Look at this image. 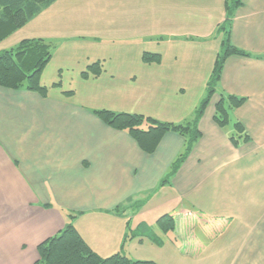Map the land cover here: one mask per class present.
Masks as SVG:
<instances>
[{"label":"crops","instance_id":"obj_1","mask_svg":"<svg viewBox=\"0 0 264 264\" xmlns=\"http://www.w3.org/2000/svg\"><path fill=\"white\" fill-rule=\"evenodd\" d=\"M120 1L127 10L136 8L133 0ZM225 3L146 0L149 19L145 26L137 25L142 16L132 17L117 7L125 24L128 20L135 23L128 26L129 34H142V42L135 46L142 48L138 62L147 88L167 89L171 81L185 86L182 80L195 79L201 83L198 100L204 98L216 57L222 51L224 35L216 26L226 18ZM195 14L208 16L207 22H176L183 15ZM108 21V30L100 20L94 27L96 32L103 38L112 36L111 41H124L115 20ZM38 36L44 35L28 37ZM230 38L250 55L226 59L216 92L198 124L201 138L176 174L165 182L172 162L184 149L183 136L169 132L155 152L146 153L128 132L108 126L94 113L102 105L75 101L64 94L62 85L51 87L46 97L28 89L0 86V264H34L38 245L68 223L76 225L90 247L103 257L124 253L128 242L138 241L134 246L138 249L147 238L161 245L155 229L149 235L127 234L131 226L124 224V219H129L127 211L132 209V219L138 220L150 204L151 193L161 188L167 197L154 204V210L170 207L176 216L174 210L179 206L178 214L197 217L184 208L185 201L206 184L217 195L211 201L210 218H200L211 224L213 264H264V0H242L234 13ZM91 39L105 43L101 37ZM184 41L211 49L191 61L177 50L169 53L170 43L177 49ZM144 51L160 53L161 61L144 62ZM100 58L89 55L88 65ZM43 84L52 86L47 81ZM222 94L246 98L240 107L230 109V122L223 127L214 119ZM181 111L162 106L160 112L181 123L189 119ZM236 121L244 125L248 140L241 138L235 143L231 139L238 136ZM141 220L135 232L144 233L149 228ZM82 222L97 227V232L82 231ZM222 234H235L233 248H216ZM194 239L202 248L197 234ZM220 256L224 258L220 260Z\"/></svg>","mask_w":264,"mask_h":264},{"label":"rangeland","instance_id":"obj_2","mask_svg":"<svg viewBox=\"0 0 264 264\" xmlns=\"http://www.w3.org/2000/svg\"><path fill=\"white\" fill-rule=\"evenodd\" d=\"M120 4V0H58L52 7L50 5V8H45L41 11L42 13L37 14L26 25L1 41L0 53L15 47L26 37L33 38L28 36L44 35L43 38L52 45L53 56L43 71L44 80H41L43 83L44 81H47L48 85L53 82L59 83L57 86L62 85L61 88L64 89V94L73 100L86 103L95 102L98 105H102V108L115 112L139 113L160 121H171L169 116H164L160 112L162 106H166L171 107L173 111L175 108L181 109V112L187 115L185 118H189L187 121L192 120L208 92L205 96H202L204 98L201 101L198 100L201 83L195 79L182 80L185 86H176L175 82L171 81L165 87L167 89L153 90L152 88H147L140 78L142 64L141 61L138 62V59L141 58L142 48L135 46L138 42H142V34H129L128 26H133L135 23L133 20H128L126 25L123 19L120 18L117 7L126 9L125 6H120ZM133 5L136 8L126 9L127 12L132 17L142 16L138 18L140 23L137 25L145 26L147 18L149 19L147 12H145L146 0H133ZM78 9L81 10L80 13H76ZM110 18L115 20L120 28L125 37L124 41L120 39H116V42L111 41L112 36L108 35L103 38L102 34L96 32L97 29L94 27L98 26L100 20L105 23L108 30V20ZM207 19L208 16L198 14L183 15L176 22L179 24L190 22L191 24L199 20L207 22ZM216 27L218 33L222 34L218 26ZM91 37H101L105 43L100 44L99 39H91ZM90 40H95L97 43ZM168 49L169 53L177 50L180 56L187 57L191 61L199 58L203 53L207 54L211 47H199L198 44L184 41L177 49L172 47V43H170ZM89 55L93 57L101 56L99 63L101 64L102 72L97 76L90 72V77L84 78L82 75L83 71L94 63L88 65ZM185 73L187 74L188 71ZM95 78L99 79L94 80ZM85 79L91 80L85 81ZM197 101H200V103ZM231 125H233L232 121ZM148 127V121H144L142 128L147 129ZM150 196H152L149 199L150 204L143 208V215L138 220H134L130 215L132 209H129L127 211L129 219H124V224L128 223L131 225L132 231L128 228L127 234H140V231L135 232L134 230L138 223L142 222V218L146 227H149V230L144 233L148 235L155 229L163 243L156 245L147 238L144 239V245L139 246L137 249L134 246H137L135 244L138 241H134L132 244L128 242L123 252L134 260H154L157 264H213L210 252L212 244L209 237L211 224L200 219L201 217L210 218V212L213 211L211 201L217 195L213 192L211 186L203 185L197 192L191 193L186 198L184 208L186 207L188 210L198 214L196 215L197 217L193 214H181V212L178 214L179 206L177 210H174L177 213L175 216V231L163 232L156 224V220L159 219L156 215L171 213L172 208L170 207H164L160 210H154L153 208L154 204L164 202L167 197V191L158 188ZM84 221L86 222L85 219ZM82 224L84 225V230L81 229V226L78 227L79 230L85 232L86 228L89 234L97 232V227L89 223L84 224L82 222ZM203 224L205 227H203ZM195 234H197L199 242L202 243V248L196 245ZM234 235L222 234L221 239L216 241V248L221 249V246L223 248H229V246L233 248ZM238 246L239 242L236 240L235 247L237 248ZM204 249L205 251H203ZM223 258L224 256L219 257L220 260Z\"/></svg>","mask_w":264,"mask_h":264},{"label":"trees","instance_id":"obj_3","mask_svg":"<svg viewBox=\"0 0 264 264\" xmlns=\"http://www.w3.org/2000/svg\"><path fill=\"white\" fill-rule=\"evenodd\" d=\"M57 0H0V42L9 37L14 31L26 25L34 16ZM242 5V0H226V18L218 29L222 31V51L217 55L212 73L208 82V94L200 103L192 120L175 123L160 121L153 117L131 112H115L107 108L95 109L94 113L108 126L128 132L146 153L157 150L163 137L169 133H177L185 138L184 149L172 162L168 175L163 182L168 181L179 170L189 156L196 142L201 138L198 127L200 118L216 92L217 85L222 77V70L226 59L231 55L249 56L245 50L231 42L230 34L235 11ZM52 45L42 37L22 39L15 47L0 53V86L11 89H28L48 96L52 86L43 84L42 73L52 59ZM142 59L146 63L161 61L160 53L145 51ZM94 76L102 72L101 64L94 62L83 71V77ZM66 92V91H65ZM246 98L236 95H221L216 104L215 121L220 126L230 122V109L244 104ZM144 121L149 127L142 128ZM238 136L231 139L237 143L239 139H249L244 125L236 121ZM163 231L175 229V215L163 214L157 221ZM145 230L144 232L148 231ZM141 232V231H140ZM147 235V233H140ZM152 234V232L150 233ZM149 235V234H148ZM34 264H157L153 260H134L122 252L103 257L93 250L82 237L76 226L68 223L58 234L52 235L38 245V259Z\"/></svg>","mask_w":264,"mask_h":264}]
</instances>
